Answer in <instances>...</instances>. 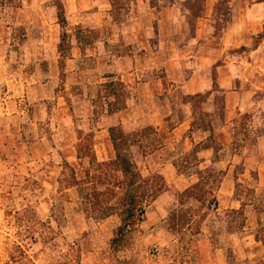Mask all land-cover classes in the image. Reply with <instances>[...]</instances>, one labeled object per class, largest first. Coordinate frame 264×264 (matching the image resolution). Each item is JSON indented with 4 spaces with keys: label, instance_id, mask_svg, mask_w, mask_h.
<instances>
[{
    "label": "rangeland",
    "instance_id": "374dc122",
    "mask_svg": "<svg viewBox=\"0 0 264 264\" xmlns=\"http://www.w3.org/2000/svg\"><path fill=\"white\" fill-rule=\"evenodd\" d=\"M13 1L12 7H0V264H264V187L260 188L254 180L250 186L236 185V196L243 199L244 205H250L248 211L244 209L242 227V218L231 209L217 210L215 205L224 170L212 164L197 166L195 145L182 140L181 132L176 134L179 141L175 140L176 149L171 156L176 157L182 172L202 178V199L183 196L180 200L173 193L165 205L164 196L159 207L150 202L145 220L117 243L112 241L121 217L114 214L93 218L79 188L68 180L71 167L81 177L89 165L88 157H78L80 146L90 145L99 160L114 156L109 127L118 124L140 140L132 147L140 173H158L155 167L164 162V135L169 137L168 129L190 110L194 130L212 132L205 144L219 147L221 135L224 141V126L227 125V132L229 127L234 128V142L228 144L222 156L234 160L236 172L243 170L245 156L254 168L264 164V142L259 140L264 132V88H257L264 87V43L259 53L248 56L262 39L257 40L254 35L250 48L242 50L245 37L232 26L248 4L264 0H231V8L227 4L218 6L219 0H180L186 23L179 39L181 49L174 50L171 45V58L164 57L169 46L167 33L173 31L165 25L164 36H160L164 41L159 42L156 27L151 52L144 58H127L116 73L108 71L107 57L98 59L82 50L81 55L77 51V58L70 59L73 34L89 44L102 33L100 30L68 31L66 27L68 37L61 58L58 43L64 30L57 13L55 30L48 24L42 27L43 48L37 59L33 55L36 45L29 35L34 31L31 20L36 15L50 22V3L25 0L32 6L23 11L20 8L24 0ZM111 1L113 17L127 22L131 1ZM154 3L160 6L158 0ZM202 18L208 19L212 34L205 24L201 33L208 38L188 43L197 25L203 26ZM148 23L151 25L152 18ZM144 29L148 28L141 27L142 33ZM54 38L58 39L57 46ZM136 46L139 49L144 44ZM161 46L164 50H160ZM115 47L124 54L133 50L132 44L125 41L112 48ZM200 48H206L205 55H211L207 62L190 56ZM201 54L204 55L202 51ZM208 60L213 65L225 61L236 64L239 76L233 80V88H253L249 100L254 103L247 111L231 109L228 113L222 88L200 92L201 95L185 94L178 88L177 81L191 76L195 66L210 67ZM50 62L53 67H49ZM143 67L147 70L143 71ZM176 67L182 68L180 75H168L166 69ZM135 68L139 73L133 75ZM221 78L225 81L229 75L224 73ZM144 80L150 82L143 87L138 85ZM110 81H122L124 85H109ZM112 88L118 97L111 94ZM119 105L123 108L116 111ZM164 114L169 115L165 124ZM159 124L162 125L158 131ZM220 130V135L215 136ZM152 153H156L154 160ZM231 153L242 156L231 159Z\"/></svg>",
    "mask_w": 264,
    "mask_h": 264
},
{
    "label": "crops",
    "instance_id": "0c3cea01",
    "mask_svg": "<svg viewBox=\"0 0 264 264\" xmlns=\"http://www.w3.org/2000/svg\"><path fill=\"white\" fill-rule=\"evenodd\" d=\"M53 1V2H50ZM55 0H43L42 2H49L48 9L50 13V22L46 19L39 18L36 15L31 20L33 22L32 31L29 33L30 37H32V42L36 45L33 47L35 53H33L36 58L41 57V34L45 33V30L42 31V27L51 25L55 30L57 27V15H56V5L52 4ZM63 2L66 18H67V28L68 31H74L76 29L86 31V30H100L101 34L97 36L93 43H84L82 41V36L76 34L71 38V56L70 59L77 58V51L79 54H82V50L88 52L90 56H95L103 59L105 57L108 58V62H106V66L109 72L116 73L119 72V67L125 63L127 58H135L147 56L149 52H151L150 48L152 47L150 42L153 38V34L156 33V27L159 35V42L164 41V27L165 25L169 26V30L173 31L170 35L167 33V51H164V57L171 58V45H174V50L181 49L178 47L180 45L181 31L185 28V14L182 8V3L180 0H172V2L164 5V0H158L160 2V6H157L154 3V0H130L131 4L128 9H130V17L127 22L118 21L113 17V4L111 0H61ZM211 1V0H210ZM215 1V0H212ZM23 6L20 9L30 10V4H28L25 0L23 1ZM123 9V8H122ZM243 13L239 17L238 21L233 23V27L235 30H240L242 36L245 37L242 41L241 46H249L250 39L260 33L264 29V2L257 1L252 4H248L244 9ZM152 18L151 25L148 23ZM198 21L201 20V17H198ZM207 18H202L203 26H198L195 31V34L192 35L188 43H191L190 40L200 41V39L208 38V36H204V33H201L202 28L206 24V28L208 32H212V28L209 23H207ZM153 24V32L150 30ZM146 26L148 29H144L143 33L141 27ZM247 27V29L245 28ZM254 27V28H251ZM177 28L179 29L177 31ZM182 29V30H181ZM163 30V31H162ZM167 30V28H166ZM232 30V29H231ZM28 33H25L27 35ZM212 34V33H211ZM57 38H54V43L57 46ZM126 42L127 44H132L133 50H129L127 54L122 53L120 50H116L117 48H112L114 45L118 46L122 42ZM121 42V43H120ZM244 42V43H243ZM143 43L144 46L137 49V45ZM152 43V42H151ZM264 43V38L262 42L257 46L253 47L248 52V56H254V54L259 53ZM204 45V44H202ZM170 48V49H169ZM57 48L55 47V52ZM160 50H164L163 47H160ZM168 50H170L168 52ZM204 53V55L201 54ZM206 48H200L193 56V58H200L207 62V59L210 58L211 55H205ZM264 53L263 51H261ZM157 54L161 52L156 51ZM247 53V52H244ZM80 54V55H81ZM176 56L180 58V54L176 52ZM79 55V56H80ZM247 56L246 63L248 66L251 64L249 61V57ZM264 58V55H262ZM170 59L166 60L169 62ZM209 61V60H208ZM210 62V61H209ZM213 61L210 62V67H203V65L195 66L192 70L191 76H188L185 80L180 79L177 81L178 88L182 89L185 94H196L200 92L210 91L213 88V71L215 69L217 73V82L219 88L225 90V104L226 108H228V113L231 109L234 111L240 110L241 112L247 111L249 106L254 103V101H250V96L252 97L253 88L247 86L246 91L242 89L233 88V80H236V76H239L237 66L235 63L230 61H225L224 64H218L217 62L213 65ZM170 64V63H168ZM53 67V63H49V67ZM143 71L147 70L144 69ZM138 68L132 69L133 75L138 72ZM150 70V69H149ZM182 68H173L166 69L168 75H180ZM208 71V72H207ZM228 74L229 78H224L225 81L222 80V74ZM25 81L28 80L27 76H24ZM178 78H175L177 80ZM248 80V79H246ZM149 80L139 81L138 85L145 86L149 83ZM257 88L263 89V86L257 85ZM261 102L258 101V104ZM187 104V103H186ZM169 115L164 114V124L168 120ZM162 124L156 125V129L159 131L160 126ZM229 127V126H228ZM165 128V125H164ZM226 132H224V141L222 135L219 139V147H216L214 144L209 143L206 148H203L200 152H198V158L200 159V167L203 168L208 164H212L213 166L218 167L220 170H224V176L222 182L217 190V210H225V209H239L243 208L245 211L247 207L250 205H244L243 199L236 196L235 187L238 183H245L247 185H251V180H254L260 188L264 187V164L258 166V168L252 167V165H248V158L245 156L243 164V170L240 172H236L237 164H234V160L231 161L225 160L226 157L222 156V151L225 152L228 148V144H232L235 139L234 128L229 127V131L227 132V125L224 126ZM177 132H181L180 136L182 140L190 142L191 144L197 145L199 143L205 144L208 137L212 135V132L209 130H199V132L194 130L193 126V111L190 110L189 113L184 117V119L179 120L174 126L168 129V135H164V162L155 167V170L158 173H161L170 188L164 191L162 194L154 200L152 206L159 207L160 199L164 196V205L165 202L169 201V199L174 195V191L181 192L188 188L193 183L197 182L198 178L195 173H184L178 168V162L172 157L176 148L175 140L177 139ZM221 130L218 133H215V136H219ZM188 133L186 136L185 134ZM176 135V136H175ZM199 135L197 139L196 136ZM179 136V135H178ZM167 137V138H166ZM185 137V138H184ZM222 137V138H221ZM193 138V139H192ZM260 142H264V132L262 136L259 137ZM176 142V143H177ZM177 145V144H176ZM172 148V149H171ZM166 154L168 157L165 158ZM156 153H152L151 159L154 160ZM238 156H242L239 153H231L230 158L235 159ZM239 157V158H240ZM148 158V156H147ZM222 164H225L224 166ZM254 168V169H253ZM256 172V174H253ZM250 174V177H249ZM256 175V177L254 176ZM172 195V196H171ZM253 205V204H251ZM154 213H157L155 209H152ZM150 211V213H151ZM165 213V208H164ZM248 213V212H247ZM165 216V215H164ZM256 239V238H255ZM257 242L261 240L256 239Z\"/></svg>",
    "mask_w": 264,
    "mask_h": 264
},
{
    "label": "trees",
    "instance_id": "16d2710c",
    "mask_svg": "<svg viewBox=\"0 0 264 264\" xmlns=\"http://www.w3.org/2000/svg\"><path fill=\"white\" fill-rule=\"evenodd\" d=\"M230 1L231 0H219L218 6L227 4L229 8H231ZM54 2L58 10L59 23L64 30L58 43V51L62 58L64 56L63 46L68 37V33L65 30L67 18L63 2L61 0H55ZM112 4L114 5V1H112ZM13 5V0H0V7H12ZM256 38L257 40L264 38V29L257 34ZM240 48L242 50H248L250 47L241 46ZM60 66H62L61 59ZM117 84L123 86L124 82L110 81L109 83V85ZM216 88H219V85L217 82V73L214 69L213 88L207 91V93L212 92ZM112 90L111 94L118 97L115 92L116 89L112 88ZM195 95H201V93ZM122 108L123 107L119 105L116 111ZM109 135L114 150V156L108 160H99L90 145L89 147L87 146L89 149L80 146L78 148V157H88L89 165L84 170V174L81 177H77L74 169L71 167L72 176L68 180L71 186H77L79 188L80 196L87 207L86 210L89 211V214H91L93 218L104 219L114 214H118L121 217V224L112 241L113 243H117L122 240L128 232L132 231L145 220L147 206L161 193L168 190L170 186L161 173H154L151 176H143L140 173L132 153V147L140 141L135 133L126 132L122 125L118 124L109 127ZM91 141L92 140H90V143ZM207 146L209 145L201 143L195 145L194 153L197 166L200 164L198 152ZM67 166L70 165L67 164ZM178 168L181 170L179 165ZM201 184L202 178L200 177L197 182L193 183L185 190L181 192L174 191V193H177L180 200L183 196L201 200L203 197V188ZM197 189L199 192H196ZM215 205L217 208L216 200ZM231 212L242 218L241 226L243 227L245 224L244 209H231Z\"/></svg>",
    "mask_w": 264,
    "mask_h": 264
}]
</instances>
